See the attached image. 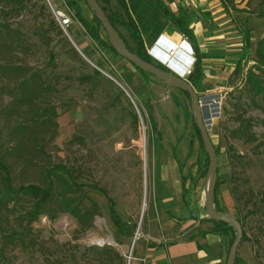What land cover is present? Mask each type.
Wrapping results in <instances>:
<instances>
[{
	"label": "rangeland",
	"instance_id": "obj_1",
	"mask_svg": "<svg viewBox=\"0 0 264 264\" xmlns=\"http://www.w3.org/2000/svg\"><path fill=\"white\" fill-rule=\"evenodd\" d=\"M65 1L74 16L71 25L61 28L47 0H25L32 6L30 12L19 9L16 0H0V23L8 24L31 45L24 55L13 48H1L0 62L40 71L51 88L42 97L43 104L55 110L50 122L41 124L39 120L40 126L34 128L35 141L44 146L34 164L29 166L22 158L9 159L14 186L32 182L46 187L48 166L63 163L72 167L78 182L90 184L84 190L98 214L88 228L81 227L68 212L53 219L41 214L23 227L5 220L13 241L2 248L0 234V264H130L138 240L145 236L146 218L160 222L164 216L158 189L172 172L183 184L184 204L204 215L207 154L199 143L189 98L180 89L137 70L91 37L75 17L69 0ZM75 1L81 15L107 41L85 0ZM100 1L108 12L120 10L114 0ZM51 2L63 6L61 0ZM225 2L226 38L232 44L237 73H233L230 86L218 92H205L197 85L200 74L196 67L189 79L199 96H209L204 102L213 110L209 133L217 151L220 205L226 208L222 195L228 193L234 204L231 213L241 218L245 242L251 243L252 264H264V232L260 231L264 228V111L243 90L247 69L264 60V0ZM131 5L135 10L132 0ZM118 27L129 41L124 29ZM190 41L195 45L194 39ZM244 46L246 50H242ZM47 48L54 53V64L47 61ZM11 88L12 84L0 81V125L5 122L2 109L18 94ZM250 131L256 140H249ZM11 143L3 126L0 150ZM230 188L239 197L236 202ZM108 198L123 222L120 225L110 215ZM137 230L140 236L135 238ZM90 233L102 238L111 235L113 240L99 243L90 239ZM256 236L259 243L253 244Z\"/></svg>",
	"mask_w": 264,
	"mask_h": 264
},
{
	"label": "trees",
	"instance_id": "obj_2",
	"mask_svg": "<svg viewBox=\"0 0 264 264\" xmlns=\"http://www.w3.org/2000/svg\"><path fill=\"white\" fill-rule=\"evenodd\" d=\"M225 1L226 0H223L224 3H226ZM98 2L101 4L111 24L118 31L129 50L135 52L146 61L156 64L160 68L168 69L162 64L154 62L146 52L139 28L130 14L125 0H117L120 10H112L111 12L107 11V8L100 0H98ZM16 3L18 4L19 9H25L30 12L32 8V6L28 7L25 0H16ZM155 3L175 28L181 31L189 39H193L191 29L188 27V21L184 17L172 14L159 0H155ZM69 4L74 7L75 17L81 22L90 36L99 43L109 46L112 49L108 40L106 41L99 37L96 30L97 27L93 26L92 23L88 22L81 15L76 1L69 0ZM92 17L96 25L101 26L100 22L93 14ZM118 26L124 29L130 42L124 37ZM0 27H2L0 33V52L3 47L13 48L16 52H20L23 55L30 51L31 45L21 38L19 32H14L6 23H0ZM12 43L14 45H12ZM245 43H248V38H246ZM242 50H246V46H244ZM195 54L197 56L196 61H199L200 56L198 52ZM47 57L48 63L54 64V53L49 48H47ZM134 67L137 70H140L136 66ZM252 67L250 66L245 72L243 90L249 97L250 101L264 111V60L254 63V66ZM234 73H237L236 69L234 70ZM0 81L4 84H12L11 89L16 90V93H18L17 96L12 99V103L4 106L2 109L5 122H3V125H0V136L1 128L6 126L9 138L12 141L8 148H5L3 151L0 150L1 247L4 248L9 242L13 241L11 239L12 234L7 232V227L10 221H13L14 224L12 225L23 227L29 226L33 221L37 220L41 214L53 219L60 212H68L71 216L76 218L81 227L88 228L92 226L94 216L98 214V211L94 202L84 190V187L90 186V184L78 182L77 176L72 167L63 163H56L48 166L45 169L48 179L46 187L32 182L14 186L12 161L9 158H22V161H24L25 164H29V166L34 164L36 155L38 153H44V146L35 141L36 131L34 128L36 125L40 126V124H38L39 120H41V124L44 122H50L55 115V110L52 106H49V104H43L42 97L48 94L51 88L45 78L42 77L40 71L32 69L28 65L0 62ZM184 93L188 97V94L186 92ZM21 114H25L26 116L21 119L19 118ZM40 117H42V119H39ZM246 125L250 127L249 124ZM194 127L198 135L199 143L203 147L199 130L195 124ZM256 139L255 133L250 131L249 140L253 141ZM206 164H208L207 156ZM217 186L218 176L214 190V200L216 208L221 210L216 200ZM96 189L106 195L101 189ZM230 193L236 202L239 197H235V191L233 188H230ZM250 200L251 197L247 199V201ZM253 204L255 203L253 202ZM113 205L112 200L108 198L110 215L115 223L120 225L123 222L115 215ZM237 218L242 225V241L247 239V236L241 218ZM206 219L211 220L209 218ZM5 220L10 221L6 223ZM215 221L231 229V243L234 234L233 229L222 221ZM260 231L263 233L264 228L263 230L260 228ZM252 243H259V237L256 236L254 240H252ZM235 264H238L237 256Z\"/></svg>",
	"mask_w": 264,
	"mask_h": 264
},
{
	"label": "crops",
	"instance_id": "obj_3",
	"mask_svg": "<svg viewBox=\"0 0 264 264\" xmlns=\"http://www.w3.org/2000/svg\"><path fill=\"white\" fill-rule=\"evenodd\" d=\"M125 1L139 28L145 49L152 48L156 55L149 56L154 62L182 73L183 67L178 61L171 59L166 66L160 60H165L166 52L174 48L184 34L171 24L155 0H132L135 10L131 0ZM159 1L172 14L182 16L188 21V27L195 41L193 45L188 38L193 55L189 56L180 51L177 55L186 62L192 60L194 68H198L200 75L196 78L197 85L205 88V92H218L229 87L236 62L231 54L232 44L228 43L226 38L228 7L224 2L222 0ZM196 52L200 56L199 61H196ZM192 74L193 72L187 78ZM193 87L197 91V87L195 85ZM158 194L164 216L160 222L154 217L146 218L145 236L142 240H138L130 264H225L231 238L229 229L215 220L203 219V215L191 211L190 207L184 204L183 184L180 177L174 172L169 174L163 179ZM220 196L218 194L216 199L218 206L221 210L231 212L234 204L231 199L229 200V194L222 195L223 205L228 206L225 209L220 205ZM251 247L249 241L245 242V239L240 241L237 249L238 264L255 262Z\"/></svg>",
	"mask_w": 264,
	"mask_h": 264
},
{
	"label": "water",
	"instance_id": "obj_4",
	"mask_svg": "<svg viewBox=\"0 0 264 264\" xmlns=\"http://www.w3.org/2000/svg\"><path fill=\"white\" fill-rule=\"evenodd\" d=\"M85 3L92 14L100 22L105 31L108 43L118 55L126 59L138 69L147 72L162 82L176 87L188 94L193 121L199 130L202 145L208 158L207 177L203 192V217L205 216L211 220L222 221L233 229V239L229 246L225 264H235L238 245L242 237V225L234 214L227 210H219L215 206L214 190L217 180L218 162L216 150L210 138L208 120L205 117L199 94L193 87L189 78H183L170 69L160 68L156 64L146 61L135 52L129 50L118 31L111 24L106 12L98 0H85ZM110 239L111 241L113 240L111 235Z\"/></svg>",
	"mask_w": 264,
	"mask_h": 264
},
{
	"label": "built area",
	"instance_id": "obj_5",
	"mask_svg": "<svg viewBox=\"0 0 264 264\" xmlns=\"http://www.w3.org/2000/svg\"><path fill=\"white\" fill-rule=\"evenodd\" d=\"M63 3V6H57V5H53L51 0H47V2L49 3L54 19L56 20L57 24L61 27V28H66L67 26L71 25L73 22V12L71 11V9L69 8V6L66 4L65 0H61ZM183 52L189 56L193 55V49L192 46L188 40V37L186 35H183L180 39V41L178 43H176L175 47L168 50L166 52V58L165 60H160L158 58V60H160L163 64H165L166 66L169 65L170 60H175L178 61V63L183 67V72L182 73H177L175 72L173 69V72H175L176 74L180 75L183 78H187L192 72H193V68H194V63L192 60L186 62L184 60H181L177 53L178 52ZM146 52L150 55L155 57L156 55L153 53V49L152 48H146ZM112 78H115L114 76L111 75ZM208 96V95H207ZM207 96H199L200 100H201V105L203 107V111L205 114L206 119L208 120V127L209 129L211 128L212 125V121L209 122V114L212 113V108H208V106H206V103L204 102ZM209 97V96H208ZM138 236H140L139 231L137 230L135 232L134 237L137 238Z\"/></svg>",
	"mask_w": 264,
	"mask_h": 264
},
{
	"label": "bare ground",
	"instance_id": "obj_6",
	"mask_svg": "<svg viewBox=\"0 0 264 264\" xmlns=\"http://www.w3.org/2000/svg\"><path fill=\"white\" fill-rule=\"evenodd\" d=\"M90 239L91 240H96V241H98L99 243H106V242H108V241H111V239H110V237H107V238H102V237H98V236H96V234H94V233H90Z\"/></svg>",
	"mask_w": 264,
	"mask_h": 264
}]
</instances>
